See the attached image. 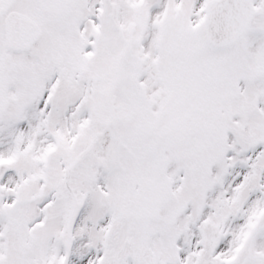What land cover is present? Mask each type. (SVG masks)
<instances>
[{
  "label": "snow or ice",
  "instance_id": "6c2138e0",
  "mask_svg": "<svg viewBox=\"0 0 264 264\" xmlns=\"http://www.w3.org/2000/svg\"><path fill=\"white\" fill-rule=\"evenodd\" d=\"M0 264H264V0H0Z\"/></svg>",
  "mask_w": 264,
  "mask_h": 264
}]
</instances>
